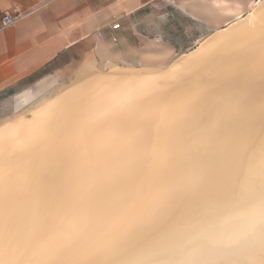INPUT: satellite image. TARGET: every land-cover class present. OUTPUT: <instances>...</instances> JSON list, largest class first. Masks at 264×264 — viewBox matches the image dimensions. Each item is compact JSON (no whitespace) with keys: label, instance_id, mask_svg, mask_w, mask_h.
I'll return each mask as SVG.
<instances>
[{"label":"bare ground","instance_id":"bare-ground-1","mask_svg":"<svg viewBox=\"0 0 264 264\" xmlns=\"http://www.w3.org/2000/svg\"><path fill=\"white\" fill-rule=\"evenodd\" d=\"M246 19L1 128L0 264H264V0Z\"/></svg>","mask_w":264,"mask_h":264},{"label":"crops","instance_id":"crops-1","mask_svg":"<svg viewBox=\"0 0 264 264\" xmlns=\"http://www.w3.org/2000/svg\"><path fill=\"white\" fill-rule=\"evenodd\" d=\"M194 1L0 0V92L28 86L73 65L91 76L99 64L142 62V30L148 9L161 13L164 9L170 16L173 11L197 15L202 21L212 9L215 14L221 9L242 12L237 10L241 0ZM227 6L234 9L227 12ZM7 12L24 17L1 29V17ZM114 24L117 29L112 28Z\"/></svg>","mask_w":264,"mask_h":264},{"label":"rangeland","instance_id":"rangeland-1","mask_svg":"<svg viewBox=\"0 0 264 264\" xmlns=\"http://www.w3.org/2000/svg\"><path fill=\"white\" fill-rule=\"evenodd\" d=\"M259 1L261 0H241V6H238L237 10L242 12L238 14L223 12L224 9H221L223 10L221 13L215 14L212 9V13L205 16L204 21L197 15L186 16L173 11L170 16L165 14L164 9H162L163 13L159 11L160 9H148L142 30V62L99 64V70L91 73L92 77L90 73H83L81 66L73 65L66 67L62 72L57 70L51 72L28 86L2 91L0 92V129L20 119H30L40 106L58 97L63 90L72 88L82 74L91 78L104 76L109 74V66L119 67L117 69L121 70H151L154 74L175 71L180 58L193 50L199 42L205 41L211 35L224 34L228 27L239 22L240 19L242 21L245 19L244 22L248 21L247 16L253 12ZM196 2L199 1L195 0L194 3ZM232 9L234 8L227 6L226 11ZM78 67L81 71H78ZM125 106L126 104L118 106L120 113L128 107Z\"/></svg>","mask_w":264,"mask_h":264},{"label":"water","instance_id":"water-1","mask_svg":"<svg viewBox=\"0 0 264 264\" xmlns=\"http://www.w3.org/2000/svg\"><path fill=\"white\" fill-rule=\"evenodd\" d=\"M255 204H257V202H255L254 204L253 203H251V208L250 207H248V208H250V209H253V214L257 217V218H261V216H262V214L264 213V207L263 206H256ZM253 205H255V206H253ZM248 208H241L239 211H238V216L240 217V216H242V212H244V211H246V209H248ZM251 212H252V210H251ZM234 217V218H233ZM255 217V218H256ZM238 218V217H237ZM237 218H236V212L234 213V216H232V214H231V216H230V221H232V223H234L236 220H237ZM248 221H249V219H248ZM240 222H244V221H240ZM249 232H251V230H249ZM258 240H260V241H264V235L263 236H260V237H258L257 238V241ZM230 241V239H226V242L227 243H225V244H222V246H227L228 247V243H230V244H232L234 247H242V248H247V246L246 245H250L249 243H251L253 240L252 239H249V240H247V241H244V242H242V241H238V242H235V243H231V242H229ZM249 248H251L252 246L250 245V246H248ZM262 248H264V243H263V246H262ZM160 255H158L157 257H159ZM162 256H165V257H168V256H172V254L170 253V254H162Z\"/></svg>","mask_w":264,"mask_h":264},{"label":"built area","instance_id":"built-area-1","mask_svg":"<svg viewBox=\"0 0 264 264\" xmlns=\"http://www.w3.org/2000/svg\"><path fill=\"white\" fill-rule=\"evenodd\" d=\"M23 17L24 15L18 13L15 14L8 12L4 13L1 17V29H5L16 25L20 20H22ZM112 28L117 29L118 24H114ZM99 38L102 39V36L100 35Z\"/></svg>","mask_w":264,"mask_h":264}]
</instances>
